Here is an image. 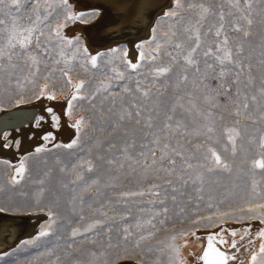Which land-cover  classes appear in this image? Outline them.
<instances>
[{
	"label": "rangeland",
	"instance_id": "374dc122",
	"mask_svg": "<svg viewBox=\"0 0 264 264\" xmlns=\"http://www.w3.org/2000/svg\"><path fill=\"white\" fill-rule=\"evenodd\" d=\"M169 12L172 15H162L147 39L151 46L161 45L153 61L144 58L132 69L123 49L110 51L105 45L93 67L82 39L77 42L75 35L66 34L67 27L79 28L80 20L90 21L92 14L72 20L66 15L72 10L62 0H21L19 8L6 0L0 29L10 31L15 17L21 30L36 31L27 50L17 44L6 49L12 59L0 61L1 109L36 101L43 90L55 98L69 95L84 123L71 148L65 145L72 142H57L39 152L24 151L16 144L15 157L0 154V209L45 216L43 232L48 233L0 254V264H112L121 258L134 264H176V254L194 232L222 221L249 225L244 227L249 233L243 227L236 231L237 251L246 252L256 241L264 244V237L257 235L264 229V168L259 167L264 161V0H179ZM57 25H63L59 31L64 41L55 35ZM197 31L200 47L193 59L198 64L189 66L185 57ZM7 36L8 31L0 33V45ZM225 36L227 45L222 43ZM225 48L231 50L233 62L220 65L216 57H224ZM162 66L171 71L154 76L153 69ZM229 136H235V145ZM157 138L159 143H154ZM173 149L193 167L187 168ZM210 149L228 170L215 164ZM165 153L176 159L175 172L165 171L172 167L167 158L161 161ZM22 164L25 171L17 176ZM13 177L19 182L12 183ZM29 223L39 225L35 217ZM73 230L79 234L73 236ZM241 257L240 252L239 261ZM242 264H252L251 258Z\"/></svg>",
	"mask_w": 264,
	"mask_h": 264
},
{
	"label": "bare ground",
	"instance_id": "6f19581e",
	"mask_svg": "<svg viewBox=\"0 0 264 264\" xmlns=\"http://www.w3.org/2000/svg\"><path fill=\"white\" fill-rule=\"evenodd\" d=\"M98 1L102 0H67V6L70 7L73 15H79L80 13H96L95 15H93V19L90 21L80 20V22L78 23L80 25V27L78 26L79 28H65L67 32L66 34L68 36L75 35L74 37L82 39V45L86 49V52L89 54L90 59L93 56L97 57L96 55L101 52L100 50L102 48L106 47L105 45H107L108 50L110 51L123 49L125 59L133 64L141 62V60L139 59L141 51H143L144 58H146L147 61H153L152 59L153 57H155L154 53H158L160 55V50L157 52L156 46H151L147 39L150 37L151 33H154V30L156 28V25L158 24L160 17L169 12L172 7H177V0H170L171 3L169 2V4H167L159 12H157V14L155 15L156 20H154L156 22L150 29L149 27L152 23L148 25L146 29L144 28L145 25L143 26L144 29L138 28L141 24H146L145 11L151 8H158L159 5H162L164 3L163 0H104L105 2L101 4L97 3ZM80 4L90 6L85 7L84 5L82 6ZM93 4H96V7H93ZM103 9H105L107 13ZM101 14H103L101 19L97 21V23H94L90 28H88L89 25H87V22H95ZM126 29L138 30L136 32V35L133 36L132 33H126L125 35ZM126 36H129V38L124 41L121 40V42H115L116 40H120L122 37ZM70 38L72 39L73 37L70 36ZM140 44H143L142 49L137 47V45ZM125 53H127V55H125ZM73 91L76 92L74 86H72V92ZM69 104H71V114L68 113ZM72 104L73 102L70 100L69 95L66 97L49 99V95L44 94H42L36 101L34 100L32 102L30 101V103L22 104L21 106L27 105L28 107H34V109L26 113L20 122L17 121L18 124L27 121L28 119L30 120L31 117H33L38 111L39 114L36 115V117L29 123L16 129L5 130L0 134V154L8 156L13 155L12 157H15V155L18 154L15 153L17 152V149L19 147L21 150L29 151L31 149H40L46 144L51 145L57 142L67 144L69 142H72V139L77 133V129L76 127H74V125H76V122L79 120V117L72 109ZM1 108L2 107H0V111L2 110ZM49 109H51L52 111H48ZM53 115L57 116L59 120L55 121L53 119ZM46 136L48 137L47 139H45ZM15 145L19 147L16 149ZM3 212L8 214L12 213L15 215L19 214L25 216L24 219L26 221L24 226L21 220H13L12 224L7 227L8 236H14L20 231H22V233L24 232V234H22V237L18 239L14 247L17 246L20 242H23V240L30 239L31 237L43 232L46 228V223L44 221L45 216L43 215L33 216V212H29L27 214V212H9L7 210ZM34 217L35 220H38L39 222L37 228H33V226L31 225L32 223H29L33 222ZM1 223L2 222H0V231L3 229V224ZM245 226L248 227L249 225H240L236 221H222L220 223H217L214 227L210 229H199L197 234L196 232H194L195 234L193 235V237L184 243L182 251L180 250L181 252L176 254V259L180 261L176 264H204V262L199 258L202 256L207 246V237L209 235L216 236L217 239L215 243L217 247H219L222 251H225L229 255L236 257L235 260H230L229 264H242V262H248L251 258L252 253L255 250L259 249L260 243L257 244L258 242L256 241L253 242L250 246L248 245L249 247L246 252L243 251V247H241L243 248V250L237 251V247H239L240 245L237 247H231L233 242H235L236 244L237 241V239H235V236L232 235V232H236L239 228L241 229V227L244 228ZM245 228L243 229L244 231L246 230ZM221 238L226 241V243H219V240ZM2 241L3 236L0 237V254H3L11 249H1L5 244L1 243ZM240 252L243 254V259L241 257L242 260L239 261L238 257ZM121 260L128 259H117L112 264H117ZM136 263L141 264L139 262Z\"/></svg>",
	"mask_w": 264,
	"mask_h": 264
},
{
	"label": "snow or ice",
	"instance_id": "6c2138e0",
	"mask_svg": "<svg viewBox=\"0 0 264 264\" xmlns=\"http://www.w3.org/2000/svg\"><path fill=\"white\" fill-rule=\"evenodd\" d=\"M10 3L11 5L13 6H16L17 8H19L21 6V0H10ZM62 3L67 6V0H62ZM6 5V0H0V11H3V6ZM177 6H179V0H177ZM192 6V5H190ZM200 7L203 8V5H201ZM248 7H251V4L249 3L248 4ZM204 12H208L209 9L207 8H204L203 9ZM96 13H92V15H95ZM8 15H12L11 13H8ZM67 15V19H72V20H75V19H79L80 16H84L86 15L85 13H80L79 15H73V14H70V13H66ZM166 16H171L172 15V12H168L165 14ZM245 19H247L246 17H244ZM40 17L39 15L37 14L36 16V20L39 21ZM5 21L3 19H0V24H4ZM247 23L249 25L252 24V21L250 19L247 20ZM63 25H57V30L55 31V35L59 38V40L61 41H64L66 38L63 37L59 31L60 28H62ZM222 27V26H221ZM237 31H239V26H237L236 28ZM4 31H8V36H7V39H6V43H4L3 45H0V61H2L5 57H7V59L10 61L12 59V55L9 51H6V49H14L16 48L17 44L20 45V47L24 50H27L29 48V46L32 44V34L33 32L36 31V29L34 27H28V28H23L21 30V28L18 26L17 22H16V18L13 17V20H12V26H11V30L9 31L8 29H0V33L4 32ZM155 31V30H154ZM26 32L27 33V36H24L23 33ZM43 31L40 32V35H43ZM175 34V33H173ZM249 33L248 32H245V36H247ZM215 35L217 37H219L221 35V32L220 30H217ZM77 39V42L79 40V38H76ZM153 40L156 39L155 36H153L152 38ZM196 43L195 45L192 47L191 51H189L187 53V56L185 57V60H186V63L187 65L189 66H195L198 64V62L196 60L193 59V54L196 52L197 48L200 47V37H199V33L197 31L196 33ZM69 45H72L73 44V40L71 39H68L66 41ZM222 43L224 45H227L228 44V38L227 36H225L223 38V41ZM36 47L39 48L40 45H39V38L37 37V42H36ZM138 48H143V44H140V45H137ZM161 45L159 43H157L156 45V51L158 52L159 49H160ZM176 48H180L181 45L180 44H176L175 45ZM242 47L241 48H238L237 50V55L240 54V52H242ZM77 51H79V49L77 48ZM86 51V49H85ZM210 51V50H209ZM209 54V52H205L204 55L207 56ZM125 55H127V53H125ZM168 55L170 56L171 54L168 53ZM33 64H36L37 63V59L35 56H29L28 57ZM139 59L141 61H143L144 59V53L143 51H141L140 53V56H139ZM153 59H155V57H153ZM172 59H175V57H173ZM216 60L218 61V63L220 65H224L225 64V61L229 62V63H232V52L231 50L225 48L224 49V57H219L217 56L216 57ZM129 63V66L132 68V69H136L139 65L138 64H133L131 63L130 61L128 62ZM91 64L93 67H96L97 66V57L93 56L91 58ZM13 67H15L13 65ZM209 68H211L212 66L211 65H208ZM237 67H239V64H237ZM3 68V64L0 63V69ZM38 70V69H37ZM242 70V69H241ZM171 69L170 67H167V66H162V67H159V68H155L153 69V74L154 76L156 77H160V76H163L165 74H167L168 72H170ZM196 71L199 72L200 69L199 67H196ZM239 72L236 73L237 77H239ZM65 75H67V73H65ZM219 75L221 77H223L225 75V71L223 68H221L220 70V73ZM120 77L123 78V74L121 73L120 74ZM183 80H187L188 77L187 75H184L182 77ZM69 82H70V78H69ZM111 85H105L104 87L107 88V87H110ZM78 89L82 88L83 87V82H81L80 84L76 85L75 86ZM44 88L46 89L47 88V85L44 86ZM127 90V89H125ZM42 94H43V90H42ZM143 95L144 96H148V92L147 91H144L143 92ZM55 96L54 94H51L49 95V99H54ZM76 97H73V99H75ZM253 99H255V97H253ZM245 108L248 107L247 104L244 105ZM48 111H52L51 109H49ZM68 113L71 114V104H69V108H68ZM127 115L129 117H131L132 113L129 112L127 113ZM137 116L140 115L139 112L136 113ZM53 119L55 121H58L59 118L55 115H53ZM121 119H124V117L122 116ZM169 120L172 119V117H168ZM84 123L83 121V118H81L80 120H78L76 122V125H74V127H76L77 131L80 130V127L81 125ZM137 123H139V120H137ZM148 127H151V124L149 123L148 124ZM172 125L170 124H166L165 125V128H171ZM213 131V129L211 127H208L207 128V132L211 133ZM230 131H235V130H230ZM239 135V132H235V136H238ZM235 136H229V139L233 142V145H235ZM48 137L46 136L45 139H47ZM154 143H159V138H157ZM76 144V141L74 140L72 143L68 144V145H65V147H68V148H71L73 147L74 145ZM165 148L168 147L167 144H165L164 146ZM261 147L264 148V141H262L261 143ZM37 151L39 152L40 149H37ZM173 153L175 154V156H178L181 158L182 161H184V157H183V153L182 152H179V151H176L175 149L172 150ZM212 151V156L214 158V161H215V164L217 166H222L225 170H228V164L227 163H222L221 161V157L214 151V150H211ZM235 152V147H233V153ZM141 155H144L143 153H141ZM152 155L155 156V151L152 152ZM165 158H167L168 160V163L172 166L170 170L166 169L165 171H170V172H175V167H176V159H173L171 158L167 153H165L164 155H162L160 157L161 161H163ZM111 163V161L109 162ZM152 163H156L155 160L152 161ZM184 164L186 165L187 168H192L193 165L187 163L186 161H184ZM259 167L261 168H264V161L260 162L259 163ZM88 171H91L92 170V165H91V162H88ZM25 171V168L23 166V164L20 166V168L17 170V176H22L23 173ZM209 171H212V169H209ZM80 179H83V177L81 176ZM19 181L17 180L16 177H13V180H12V183H18ZM202 178H201V183H202ZM41 183H43V181H41ZM93 184L97 183L96 180H93L92 181ZM170 183V182H169ZM186 183V182H185ZM158 195V193H156ZM261 207H264V205H261ZM0 211H3V209H0ZM164 211L166 212L167 209H164ZM249 211H252V209H249ZM262 223H264V218H262L261 220ZM148 223H151V221H148ZM161 223H163V221H161ZM95 225H92L89 227V229L87 230H91L92 227H94ZM249 231V230H246V232ZM48 233L47 232H41L40 235L41 236H44V235H47ZM78 230H73L72 232V235L73 236H76L78 235ZM151 235V233L149 234ZM232 235L235 236L236 235V232L233 231L232 232ZM259 237H264V229L260 230L257 234ZM147 237H141V239H146ZM216 236L215 235H209L207 237V246L202 254V256L199 258L201 259L204 264H229V261L230 260H235L236 257L235 256H232V255H229L228 253H226L225 251H222L219 247L216 246ZM219 243L223 244V243H226V241H224L222 238L219 240ZM236 244L235 242H233V244L231 245V247H235ZM258 257H260V261H259V264H264V244H261L260 246V249H259V252L258 253H255L252 255L251 257V260H252V264H257V260H258Z\"/></svg>",
	"mask_w": 264,
	"mask_h": 264
},
{
	"label": "water",
	"instance_id": "95a60500",
	"mask_svg": "<svg viewBox=\"0 0 264 264\" xmlns=\"http://www.w3.org/2000/svg\"><path fill=\"white\" fill-rule=\"evenodd\" d=\"M163 1H164V3L162 5H159L158 8H151L149 10H146L145 11L146 13L144 12L145 17H146V20H145L146 24H141L138 29H144V28L146 29V27L148 25H150L151 23L153 24V22L155 20V15L157 14V12H159L163 7H165L170 2V0H163ZM104 2L105 1L102 0V1H98L97 3L101 4ZM80 5L83 6L84 4H80ZM84 6L89 7L90 5H84ZM92 6L96 7V4H93ZM103 10L106 12L105 9H103ZM102 15L103 14H101L95 22L90 23L88 28H90L94 23H97V21H99L101 19ZM144 25H145V27L143 28ZM138 29H135V30L126 29L125 35H126V33H128V34L132 33V35L135 36ZM128 38H129V36L122 37L120 40H116L115 42H117V41L121 42V40L124 41ZM33 109H34V107H28L27 105L26 106L17 105L14 108L2 109L0 111V134L5 130L16 129V128L21 127V126L29 123L30 121H32L36 117V115L39 114V111L33 117H31L30 120L28 119L27 121L21 122L20 124L17 123V121L20 122L23 119V117L25 116L26 113L30 112ZM14 124H16V125H14ZM24 218H25V216H23V215L8 214V213H4L3 211H0V222H2L1 224H3L2 225L3 229L0 231V237L3 236V241L1 243H5L1 249L13 248L14 245L17 243L18 239L20 237H22V234H24V232L22 233V231L16 233L14 236H11V235L8 236L7 227H9L12 224L13 220L14 221L15 220H21V222H23V226H24L25 221H26ZM27 226H28V223H27ZM132 262L133 261H130V260H121L117 264H133Z\"/></svg>",
	"mask_w": 264,
	"mask_h": 264
}]
</instances>
